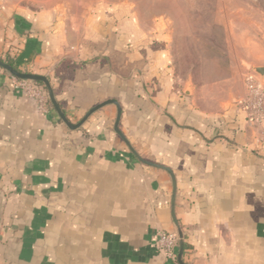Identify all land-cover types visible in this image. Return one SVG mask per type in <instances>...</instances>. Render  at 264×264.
I'll return each mask as SVG.
<instances>
[{"label": "crops", "instance_id": "obj_1", "mask_svg": "<svg viewBox=\"0 0 264 264\" xmlns=\"http://www.w3.org/2000/svg\"><path fill=\"white\" fill-rule=\"evenodd\" d=\"M131 14L114 0H0V59L45 77L71 125L115 101L132 149L171 172L173 215L170 174L128 150L115 105L70 130L46 91L30 82L41 111L0 68V264H180L179 246L175 260L156 247L178 229L182 264H264V118L241 109L246 77L264 90V23L240 22L222 79L195 88Z\"/></svg>", "mask_w": 264, "mask_h": 264}, {"label": "rangeland", "instance_id": "obj_2", "mask_svg": "<svg viewBox=\"0 0 264 264\" xmlns=\"http://www.w3.org/2000/svg\"><path fill=\"white\" fill-rule=\"evenodd\" d=\"M114 1L131 7L147 35L166 41L174 75L195 88L222 79L230 65L232 38L246 28L240 22L264 23V0ZM230 21L236 25L232 30Z\"/></svg>", "mask_w": 264, "mask_h": 264}, {"label": "built area", "instance_id": "obj_3", "mask_svg": "<svg viewBox=\"0 0 264 264\" xmlns=\"http://www.w3.org/2000/svg\"><path fill=\"white\" fill-rule=\"evenodd\" d=\"M244 84L248 91V98L241 104V109L250 120L260 122L264 118V90L262 89L259 80L254 77H246ZM12 88L21 89L28 95L34 97L39 109L44 111L45 96L32 88L30 82L13 78ZM178 241L176 234L159 233L156 237V247L167 259L175 260Z\"/></svg>", "mask_w": 264, "mask_h": 264}, {"label": "water", "instance_id": "obj_4", "mask_svg": "<svg viewBox=\"0 0 264 264\" xmlns=\"http://www.w3.org/2000/svg\"><path fill=\"white\" fill-rule=\"evenodd\" d=\"M0 68L3 69L4 71H6L10 76L21 80V81H27V82H32V83H40L43 85L45 91H46V95L48 97V100L50 101L52 107L54 108L55 112L57 113L59 119L62 121V123L70 130H76L78 129L86 120L87 118L92 115L94 112H96L97 110H99L100 108L106 106V105H110L113 104L116 106L117 108V115H116V120H115V124H114V132L121 138V140L124 142V144L126 145V147L128 148V150L132 153V155L142 164L148 165V166H152V167H156L159 169H163L165 171H167L172 179V183H173V189H172V201H171V209H172V215H173V208H174V197H175V183H174V178L171 174V172L164 168L161 167L159 165H154L151 163H148L146 161H143L137 154L136 152L132 149V147L129 145V143L126 141V139L123 137V135L119 132L118 130V123H119V119H120V108L118 106V104L115 101H105L99 105H97L96 107L92 108L91 110H89L84 117L81 119V121L76 124V125H71L67 119L65 118V116L63 115V113L61 112L58 104L56 103L55 99H54V95L51 89V86L48 82V80L43 77V76H37V75H31V74H27V73H20L15 71L14 69H12L11 67H9L8 65L4 64L1 60H0ZM252 72L256 75H258L259 77H262L264 74V69L263 68H253ZM174 223L176 224L175 220ZM178 246H179V251H178V255H177V260L180 264L181 263V258H182V254H183V238H182V233L181 231L178 229Z\"/></svg>", "mask_w": 264, "mask_h": 264}, {"label": "trees", "instance_id": "obj_5", "mask_svg": "<svg viewBox=\"0 0 264 264\" xmlns=\"http://www.w3.org/2000/svg\"><path fill=\"white\" fill-rule=\"evenodd\" d=\"M1 60V59H0ZM4 64H6V65H8L9 67H11L12 69H14L15 71H17V72H20V73H22V71L17 67V65L12 61V60H9V59H6V60H1ZM36 88H39V89H41V90H43V91H45V89H44V87H43V85L42 84H40V83H32ZM47 104V107L49 108V109H52V106H51V104L49 103V101L47 100V102H46ZM186 248V245L185 244H183V249H185Z\"/></svg>", "mask_w": 264, "mask_h": 264}]
</instances>
